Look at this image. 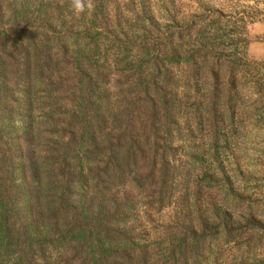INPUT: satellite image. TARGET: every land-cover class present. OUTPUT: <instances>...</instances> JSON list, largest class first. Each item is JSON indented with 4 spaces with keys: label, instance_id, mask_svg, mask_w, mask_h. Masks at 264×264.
Returning a JSON list of instances; mask_svg holds the SVG:
<instances>
[{
    "label": "trees",
    "instance_id": "1",
    "mask_svg": "<svg viewBox=\"0 0 264 264\" xmlns=\"http://www.w3.org/2000/svg\"><path fill=\"white\" fill-rule=\"evenodd\" d=\"M28 9L0 0V264H141L154 250L159 256L160 242L149 252L135 224L138 206L159 211L187 186L205 144L200 101L185 107L187 92L156 86L171 82L157 61L148 71L149 63L119 54L110 65L107 56L84 55L89 45L65 60L69 48L54 37L50 17L22 41L17 27L28 25ZM175 51H184L181 43L165 58ZM194 54L187 78L200 68L210 76L207 128L217 145L225 138L219 120L233 123L242 93L233 62L204 67L207 54ZM221 222L213 232L223 241L241 234ZM250 227L245 220L242 228ZM205 230L201 224L197 240L188 239L192 250L210 235ZM170 250L186 262L182 249Z\"/></svg>",
    "mask_w": 264,
    "mask_h": 264
},
{
    "label": "rangeland",
    "instance_id": "2",
    "mask_svg": "<svg viewBox=\"0 0 264 264\" xmlns=\"http://www.w3.org/2000/svg\"><path fill=\"white\" fill-rule=\"evenodd\" d=\"M16 1L29 8L28 25L17 27L22 41L27 40L32 25L45 19L43 16L50 17L51 28L58 31L54 37H61L69 48L65 60L73 62L70 55L89 45L91 50L85 48L84 55L93 51L107 56L110 65L119 54H126L130 64L149 63L148 71L157 61L171 82L167 87L158 79L156 86L166 92L175 87L187 92L188 97L181 94L185 107L191 108L196 98L200 101V139L205 144L187 186H177L178 200L174 198L159 211L138 206L135 224L147 233L148 251L154 250L156 242L161 251L158 256L154 250L141 264H182L179 248L186 252L184 264H264V0H94L95 7L79 15L71 10L69 0ZM243 15H250L245 23L239 19ZM6 27L4 24L1 30ZM173 43H181L184 51H175L171 60L166 59ZM203 52L207 54L204 67L218 60L234 63L236 92L242 93L233 100V123L219 120L220 136L226 143L220 138L217 145L207 128L210 76L199 65L196 76L187 78L191 67L187 58ZM196 141L192 144L197 145ZM223 218L228 227L241 228V234L229 242L213 232L222 228ZM245 220L253 227L242 228ZM201 224L210 235L196 252L188 239L197 240L194 235L200 234ZM172 247L179 251L170 254Z\"/></svg>",
    "mask_w": 264,
    "mask_h": 264
},
{
    "label": "clouds",
    "instance_id": "3",
    "mask_svg": "<svg viewBox=\"0 0 264 264\" xmlns=\"http://www.w3.org/2000/svg\"><path fill=\"white\" fill-rule=\"evenodd\" d=\"M71 10L79 15L87 13L95 7L94 0H69Z\"/></svg>",
    "mask_w": 264,
    "mask_h": 264
}]
</instances>
